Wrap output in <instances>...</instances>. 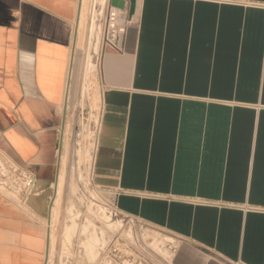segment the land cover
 Returning <instances> with one entry per match:
<instances>
[{
  "label": "crops",
  "instance_id": "0c3cea01",
  "mask_svg": "<svg viewBox=\"0 0 264 264\" xmlns=\"http://www.w3.org/2000/svg\"><path fill=\"white\" fill-rule=\"evenodd\" d=\"M124 1L96 57L89 180L172 236L177 264H264V0ZM76 16L77 0H0V264H46L39 194L58 172Z\"/></svg>",
  "mask_w": 264,
  "mask_h": 264
},
{
  "label": "rangeland",
  "instance_id": "374dc122",
  "mask_svg": "<svg viewBox=\"0 0 264 264\" xmlns=\"http://www.w3.org/2000/svg\"><path fill=\"white\" fill-rule=\"evenodd\" d=\"M108 1L110 0H83L84 19L75 42L77 45L74 50L67 98V125L62 144L59 199L57 211L53 214L50 225L52 238L49 260H51L48 264L94 263L97 260L99 245L104 244L122 223L131 219L116 212L111 205L109 192L96 187L86 176L90 171L100 112L97 69L90 67L88 60L95 59L92 56L98 55ZM3 167L0 160V170L4 169ZM12 169L15 167L11 166ZM11 179L16 187L15 192H11L9 196L21 201L18 191L29 189L15 173ZM52 189L53 182L50 193L39 194L41 199L37 200L41 208L39 213L45 236L48 228L46 209ZM101 214H105V218H101ZM113 218L118 219L116 223L111 221ZM110 223L112 224L106 225ZM99 231L105 233L103 237L97 234ZM211 259L217 260L215 257Z\"/></svg>",
  "mask_w": 264,
  "mask_h": 264
},
{
  "label": "built area",
  "instance_id": "2783aa9c",
  "mask_svg": "<svg viewBox=\"0 0 264 264\" xmlns=\"http://www.w3.org/2000/svg\"><path fill=\"white\" fill-rule=\"evenodd\" d=\"M125 8L105 7L103 40L114 45L127 25ZM172 236L137 220L127 219L101 245L95 264H177Z\"/></svg>",
  "mask_w": 264,
  "mask_h": 264
},
{
  "label": "bare ground",
  "instance_id": "6f19581e",
  "mask_svg": "<svg viewBox=\"0 0 264 264\" xmlns=\"http://www.w3.org/2000/svg\"><path fill=\"white\" fill-rule=\"evenodd\" d=\"M85 3H83V0H77V16H76V20H75V42H77V40H76V38H77V34H78V31H79V28H80V26L82 25V23H83V19H84V13H83V5H84ZM85 6V5H84ZM90 11V10H89ZM75 15V14H74ZM88 20V19H87ZM91 25V24H90ZM89 25V26H90ZM92 27V25L89 27V28H91ZM72 36V35H71ZM70 36V37H71ZM74 39V38H73ZM79 39V38H78ZM71 40H72V38H71ZM73 42V41H72ZM73 43L74 44V50H75V45H77V43ZM104 45V44H103ZM73 47V46H72ZM76 49H77V47H76ZM72 54V53H71ZM74 54V53H73ZM76 55V54H75ZM71 56V55H70ZM93 57H95V59H89L88 60V65L90 66V67H92V68H94V69H97V61H96V57H97V55L96 56H92V58ZM74 59V58H73ZM99 60V59H98ZM71 64H73V62L71 63ZM69 65H70V63H69ZM69 67V66H68ZM70 78H71V74H70ZM70 80V79H69ZM70 83V82H69ZM67 85V84H66ZM68 90V89H67ZM67 98V97H66ZM67 100V99H66ZM64 101V100H63ZM64 117V116H63ZM62 125H64V124H62ZM67 125V124H66ZM62 127V126H61ZM61 130V129H60ZM63 135V134H62ZM60 137V136H59ZM58 137V138H59ZM62 137V136H61ZM60 137V138H61ZM61 141V143L62 144H64L63 143V137H62V139L60 140ZM60 143V144H61ZM61 144V145H62ZM59 145V144H58ZM61 148V151H60V153H59V167H58V172H57V176L55 177V179H54V181H53V189H52V192H51V194H50V196H49V198H48V205H47V209H46V218H47V225H48V240H49V252L47 251V255H46V257H45V263L46 264H48L49 263V261L51 260H49V257L51 256V254H50V247H51V245H50V239L52 238L50 235H51V229H50V225H51V220H52V218H53V214L57 211V207H58V199H59V183H60V178H61V168H60V164H61V157L63 156L62 155V146L60 147ZM64 148V147H63ZM59 149V148H58ZM58 151V150H57ZM56 161H58V160H56ZM74 164L75 163H73V166H74ZM62 167V166H61ZM76 173V172H75ZM89 175H90V171L87 173V177H88V179H89ZM103 209H104V207H102ZM105 210V209H104ZM107 211V210H106ZM108 212V211H107ZM101 213H104V212H101ZM109 214V213H108ZM105 215V214H104ZM104 215H102L101 214V218H105L104 217ZM117 220L118 219H116V218H113V219H111V221H113L114 223H116L117 222ZM112 222V223H113ZM112 223H110V224H106V225H111ZM118 224V223H117ZM104 225H105V223H104ZM98 228V227H97ZM103 229V228H102ZM94 234H95V232H94ZM98 235H101V237H103L104 236V232L103 231H99V233H97ZM52 246H53V244H52ZM51 258V257H50Z\"/></svg>",
  "mask_w": 264,
  "mask_h": 264
},
{
  "label": "water",
  "instance_id": "95a60500",
  "mask_svg": "<svg viewBox=\"0 0 264 264\" xmlns=\"http://www.w3.org/2000/svg\"><path fill=\"white\" fill-rule=\"evenodd\" d=\"M110 4L112 6H116V7L121 8V9L125 8V1L124 0H110Z\"/></svg>",
  "mask_w": 264,
  "mask_h": 264
}]
</instances>
